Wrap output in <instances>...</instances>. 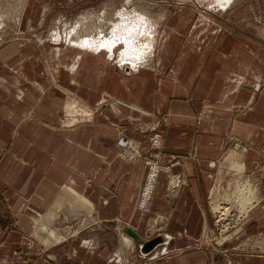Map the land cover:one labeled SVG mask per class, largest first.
I'll return each instance as SVG.
<instances>
[{"label": "crops", "instance_id": "obj_1", "mask_svg": "<svg viewBox=\"0 0 264 264\" xmlns=\"http://www.w3.org/2000/svg\"><path fill=\"white\" fill-rule=\"evenodd\" d=\"M179 20L178 28L166 24L164 36L160 41L156 39L153 70L130 68L120 74L108 64L106 52L71 48L78 54L69 67L75 74L74 89L83 101L96 107L93 121L94 112L91 115L88 111L86 122L75 112L64 119L63 110L70 112V99L66 104V95L52 90L57 99L50 102L53 94L47 96L34 86L43 80H34L26 73L28 58L18 53L16 46L0 53V155L1 141L14 140L9 157L37 156L28 163L31 170L25 186L15 194L16 200L23 199L22 204L28 206L26 211H31L19 216L20 220L31 224L36 221L35 229L39 226L38 230L60 239L49 228L54 219L50 210L56 198L72 192L81 196L75 199L78 204L90 202L94 224L111 223L125 240L119 255L107 248L99 249L93 238L96 230L91 228L89 246L86 241L76 246L89 259L75 260L74 264H146L124 259L136 257L135 252L143 259H159L156 264H264V254L259 253L262 248L257 253L237 244L233 250L224 244L206 249H171L181 237L198 238L211 227L210 189L218 185L225 193V186L234 183L235 166L240 173L264 174V89L260 87L264 86V73H259L264 59L256 38L205 37L213 28L203 32V18L196 21L194 35L187 36L182 28L191 23V10ZM156 44L160 46L157 49ZM103 55L108 59L99 64ZM61 64L66 71V60L61 58ZM65 123L73 127L63 126ZM2 124L8 126V131L1 128ZM154 128L165 130V156H177L181 164L175 168L177 175L172 180L178 188L169 192V177L161 174L152 212L144 214L136 208L145 177L144 159L140 156L135 163L124 160L116 140L123 131L140 141L142 153L148 155V136ZM231 139L247 142L246 148L229 149ZM35 144L41 148H35ZM51 152L57 154V160L51 161ZM226 159L232 165L224 164ZM51 165L56 171H50ZM254 210L250 221L255 225L245 230L251 239L254 234L264 233V207L256 213ZM149 219L169 222L158 234L166 239L150 255H144L123 228L129 225L144 237ZM241 233L237 231L235 236ZM227 241V237L222 240Z\"/></svg>", "mask_w": 264, "mask_h": 264}, {"label": "rangeland", "instance_id": "obj_2", "mask_svg": "<svg viewBox=\"0 0 264 264\" xmlns=\"http://www.w3.org/2000/svg\"><path fill=\"white\" fill-rule=\"evenodd\" d=\"M190 10L192 16L191 23L182 28V30L185 29L187 31V36L194 35V25L196 21L203 18L201 25L202 31L206 32L210 28H213L204 35L205 37L212 38L222 35H233L242 38H256L258 52L264 59V0H235L234 3L225 10L220 8L216 0H0V36L3 39V41H0V53L6 49H13L14 46H16L18 53L21 52L28 58L25 71L27 74L32 75L28 76L32 77L34 80H43L34 86H37L42 92H45L44 94L47 96L49 93H51V95L53 94V97H50V102L57 99L54 97L56 93H52V90H58L62 95L64 93L66 95V104L70 99L68 102L70 105V112L68 109L63 110V112L65 111L64 119L72 116V112H75L76 116H81V119L86 122V120H89V113L87 114L88 111L90 113L94 112L93 115L91 113L93 121L97 109H95V106L90 105L87 100L83 101L81 96L75 91V74L69 71V67L73 64L74 56L78 54L70 51L71 48H65L68 46L67 44H64L65 42L60 41L58 42L60 43L59 45L53 39L54 31L61 33L66 31L69 33L74 29L76 22H89L92 24V27L89 31H81V33L84 34H79L80 36H83L78 40L81 41L82 39H85V34L87 33L92 35H97V33H99L101 35L103 34V36H110L112 29L120 24L123 19H127L142 26V29L139 26L137 30H141L139 38L141 42H144L148 37V32L146 31L148 25L145 23L146 21H149L147 24H153L156 26L154 27V32L156 31L155 37L157 40L159 37L160 41L161 37L164 36V28L166 24L178 28V24L180 23L179 18L186 11ZM121 11H124V13L122 14ZM143 12L146 14L148 20L139 22L138 15ZM103 31H106L108 35ZM200 35H202V33ZM80 36L76 35L75 37ZM157 46H159V44H156V49ZM61 47L63 49L62 56L57 58L56 48ZM125 48L126 43L120 41V43L115 46L114 59L108 60V64L113 66L115 71L120 74L127 73V69L130 70L131 68L128 64V66L122 65V61L119 60L120 53ZM106 50L109 51V49ZM29 53L33 55H30ZM83 55H85V53H83ZM103 56L104 58H102V61L98 60L99 64H102L103 60L108 59L107 57H110V54L108 53L107 57L105 55ZM61 58L66 60V71H64V67H62ZM154 59V55L151 59L146 58L145 62L147 61L146 63L148 64L142 63L143 66H140L141 69L153 70V68H155ZM259 64H262L260 59ZM28 68H32L33 70L31 71V69ZM259 71V73L263 75L264 65H261ZM260 87L261 89H264L263 84H260ZM46 95L45 97H47ZM258 95L260 96V92ZM2 118L4 119V117ZM7 118L10 117L8 116ZM64 125L69 128L73 127L69 126L70 124L68 123L63 124V126ZM1 126L2 129L8 131L7 125L2 124ZM159 129L160 128L152 129L149 135L154 130ZM66 130H68V128ZM162 130L164 132L165 143V130ZM121 134L127 135L123 131H121L120 135ZM129 138L131 137L129 136ZM131 139L135 144V149L139 150L140 156H142L140 158L144 159L145 162V158L152 153L151 147L149 154L144 155L141 151V142L134 138ZM1 142L3 148L1 152L2 154L0 155V264H41V261L44 263L52 262L54 264H74L75 260L83 261L89 259L88 256L82 253L83 249H79V247L76 248V246L84 244V241H86V246H89L91 228L96 230L93 238L96 237L97 248H107L118 255L121 253V247L125 243L121 233H119L118 230L112 229L111 223L94 224L95 219L93 217L94 214L90 202L88 201L87 205L78 204L75 199L77 200L81 196L73 194L72 192H69L70 196H66L62 199L56 198L54 202L55 204L50 210L54 219L50 222L49 228L51 229V232H54L55 234L58 233L61 237L60 239L59 237L57 239L54 236H51L48 232H46V234L45 232L38 230L39 226L35 229L37 226L35 225L36 221H33L31 224L29 220H20L19 216L30 214L31 211H26L28 206L22 204L21 201L23 199L16 200L15 194L22 191V188L25 186L28 173L31 170L28 168V163H30L31 158H33L34 161L37 160V156L9 157L8 154L15 141L7 140ZM54 143L56 144L57 142ZM246 143L247 142L244 141L239 142L238 140L231 139L229 141V149H244L246 148ZM35 148L40 149L41 147L40 145L35 144ZM119 150V154L124 160L131 161L130 156L133 157V153L125 154L120 148ZM163 152L165 154L164 144ZM262 152H264V147ZM50 155L52 156L51 161L58 159L55 152H51ZM165 157H167V155ZM172 157L179 159L181 164V159L179 157ZM140 158L132 160L135 163ZM223 162L226 165H232V162H230L229 159H226ZM53 166L54 165H51L49 167L51 172L53 170L56 171V166ZM83 168L88 169L87 167ZM175 168L171 174L166 172L161 173H165L169 177V192L178 188L177 184L173 186L171 182L173 176L177 175ZM235 168L236 169L232 174L235 176L236 180L234 179V183L225 186V193L220 191L221 195L213 196L212 190L215 187L210 189L209 210L213 219L211 227H208L201 237L195 238L187 235L181 237L177 246H174L175 244H173V248L171 249L185 250L190 248L191 250L197 247L206 249L211 246L219 247L224 244L227 249L233 250L237 244L238 247L241 246L243 250H249L255 253L262 248L260 250L263 251L259 253H262L261 255L264 254V233L259 232V235L257 236L254 234L253 239L245 233V230L249 229V226L255 225L250 221L252 214H254L253 210L255 209L254 212L256 210L259 211L264 207V174H262L263 172L255 175H250L245 172L240 173L239 168L236 166ZM47 169L48 168H45L44 170L47 172ZM146 171L147 169H145V176ZM178 175V177L181 176L180 174ZM244 182L246 183V186ZM16 183H18V187ZM240 189L245 190L241 191ZM243 195L246 196L243 197L244 199L246 198V200L242 198ZM255 199L260 200L256 203L255 208L250 210L246 217H240L241 220H221V216L218 213V209L222 206L221 204H226L228 207L231 205L232 207L230 208V211L233 209V211L235 210L234 212L243 211V213H245V210L249 207L250 201L252 203ZM58 201H61L59 202L61 204H59ZM17 204L19 206H17ZM214 205L216 206L214 207ZM151 212L152 208L149 213ZM58 215L59 219L57 218ZM234 221L238 222V224H236L237 226L233 227L228 233L220 234L221 227L224 223H233ZM168 222L169 221L165 220L153 222V220L149 219L146 221L145 232L147 234L144 235V238L150 240L160 236L158 234L164 232L163 230L168 225ZM31 225L33 226L31 227ZM243 226L244 228L242 230ZM237 231L242 232L241 235L235 236ZM11 234L13 236H11ZM204 236H208L206 239L207 241L203 239ZM230 236H233L234 238L232 237L231 240ZM226 237L228 241L223 243L222 239ZM202 241H204V243ZM234 241L236 242L234 243ZM180 243H183V246ZM257 243L259 245H257ZM74 248H76L77 251L73 252ZM135 254L136 257L129 255L128 258H122L136 262L144 261L146 264H156L157 261H159V259L149 260V257L143 259L141 256H138L137 252H135Z\"/></svg>", "mask_w": 264, "mask_h": 264}, {"label": "bare ground", "instance_id": "obj_3", "mask_svg": "<svg viewBox=\"0 0 264 264\" xmlns=\"http://www.w3.org/2000/svg\"><path fill=\"white\" fill-rule=\"evenodd\" d=\"M235 0H216L217 4L220 6V8H223L224 10L227 9L228 7H230ZM23 2V1H22ZM201 2V1H200ZM129 3V2H128ZM109 9V8H108ZM224 12V11H223ZM121 13L123 14L124 11H121ZM126 14V13H125ZM137 14V13H136ZM96 15V14H95ZM111 16V15H110ZM119 16V15H118ZM138 18L139 22L142 21H146L147 16L146 14L140 13ZM109 17V16H108ZM113 17V15H112ZM92 18V17H91ZM4 19V18H3ZM107 19V18H106ZM133 19V18H132ZM157 19V18H156ZM101 20V19H100ZM149 21L143 22L146 25H148V29H146V31L148 32V37L146 38V40L144 42H141L139 36L141 35L140 31L137 30V28L140 26V28L142 29V26L139 24H135L134 21H129L127 19H123L120 24H118L116 27H114L112 29L111 35L110 36H106L103 34H99L97 33V35H92V34H85V39H82L81 41L80 38H82L83 36H80L79 34L81 33V31H89L90 28L92 27V24H90L89 22H85V21H80V22H76L74 25V29L72 31H70L69 33H67L66 31L64 33L58 32V31H54V40L58 43V42H65L64 44H67L68 46H66L65 48H73V49H77L79 51H84V52H106L107 55L108 53L110 54L109 59L113 60V56H115V46L118 45L120 43V41H124L126 43V48L123 49L120 53V62L122 63V65H129V67H131L134 70H138L140 69L142 63H146L145 60L146 58L151 59V57L153 56L154 53V48H155V42H156V37H155V32H154V27H156L153 24H147ZM110 25V24H108ZM112 25V24H111ZM98 26V25H97ZM101 26V25H100ZM60 27V26H59ZM159 27V26H158ZM105 28V27H104ZM109 29V28H108ZM60 30V29H58ZM82 31V32H83ZM93 31V30H92ZM107 31V30H106ZM106 31H103L104 33H106ZM96 33V32H94ZM146 33V32H145ZM82 34V33H81ZM107 34V33H106ZM80 36V37H75V36ZM84 35V34H82ZM87 35V36H86ZM108 35V34H107ZM143 35V34H142ZM157 36V35H156ZM146 37V36H145ZM52 38V36H51ZM142 38V37H141ZM144 38V37H143ZM42 40V39H41ZM49 40V39H48ZM40 41V40H39ZM122 43V42H121ZM60 45V43H58ZM120 47V46H119ZM61 48H56V56L58 55V53L60 52ZM106 49H109V51H107ZM119 49V48H118ZM121 49V48H120ZM118 56V55H117ZM116 58V57H115ZM116 61V60H115ZM148 64V63H146ZM127 65V66H128ZM143 66V65H142ZM147 67V65H146ZM233 175V174H232ZM235 175V174H234ZM239 177V176H238ZM178 180V179H177ZM236 180V178H235ZM172 182V181H171ZM174 182V181H173ZM240 182V180H239ZM175 183V182H174ZM178 183V182H177ZM243 183V181H242ZM245 183V182H244ZM175 185V184H174ZM173 185V186H174ZM172 186V187H173ZM246 186V183H245ZM180 187V186H179ZM243 187V185H242ZM240 187V188H242ZM171 189V188H170ZM175 189V188H173ZM239 189V188H238ZM222 189L218 188V185L215 186V195L213 196H218L221 195L220 191ZM241 191L245 190V189H240ZM240 192V191H238ZM246 193V192H244ZM243 193V194H244ZM227 195V194H226ZM242 195V194H241ZM232 196V195H231ZM245 195L242 196V198ZM250 196V195H249ZM237 197V196H236ZM246 197V196H245ZM235 198V197H234ZM239 198V197H238ZM251 198V197H250ZM244 199V198H243ZM248 199V198H247ZM238 200V199H237ZM241 200V199H240ZM246 200V198L244 199ZM252 200V199H251ZM236 201V200H235ZM256 201V200H255ZM233 202V201H232ZM213 203V202H212ZM215 203V202H214ZM230 203V202H229ZM240 203V202H238ZM244 203V201H243ZM216 204V203H215ZM242 204V203H241ZM245 204V203H244ZM213 205V204H212ZM219 205V204H218ZM222 205V204H221ZM233 205V203H232ZM248 205V202H247ZM216 205H214L215 207ZM238 206V205H237ZM242 206V205H241ZM246 206V205H244ZM253 206V204H251L247 210H245L244 213V217L247 216V214H249L250 210L252 209L251 207ZM230 207H232L230 205ZM245 209V208H244ZM237 210V209H236ZM235 211V210H234ZM243 218V217H242ZM238 220V219H237ZM241 220V218H240ZM227 221V220H226ZM154 222V221H153ZM224 223V222H223ZM229 223V222H228ZM232 223V222H230ZM236 224L238 223H234L232 226L227 227H234L237 226ZM204 240L207 239V237H203ZM225 238H223L222 240H224ZM207 241V240H206ZM204 243V241H202Z\"/></svg>", "mask_w": 264, "mask_h": 264}, {"label": "built area", "instance_id": "obj_4", "mask_svg": "<svg viewBox=\"0 0 264 264\" xmlns=\"http://www.w3.org/2000/svg\"><path fill=\"white\" fill-rule=\"evenodd\" d=\"M0 41H3L2 37L0 36ZM149 144L152 149V153L145 158L146 163V176L144 181L141 184L140 191L138 194V198L136 201V208L140 212L147 214L150 212L152 208L153 198L156 192L157 185L159 183V178L162 172H166L171 174L174 168L180 164V160L176 159L175 157L167 158L163 152V144H164V132L162 129L154 130L149 135ZM117 144L122 152L125 154L133 153V157L130 156L131 162L136 160L140 157L139 150L135 149V144L129 136L125 134H121L118 138ZM133 159V160H132ZM175 177L173 176L172 180ZM256 200V199H255ZM249 203L255 204L256 201ZM231 207H228L226 204H222V206L218 209V213L221 216V220H234L240 219V217H244L243 211L234 212ZM235 223H224L221 227L220 234L228 233L233 227L227 229V227L232 226ZM236 223H238L236 221ZM235 227V226H234Z\"/></svg>", "mask_w": 264, "mask_h": 264}, {"label": "water", "instance_id": "obj_5", "mask_svg": "<svg viewBox=\"0 0 264 264\" xmlns=\"http://www.w3.org/2000/svg\"><path fill=\"white\" fill-rule=\"evenodd\" d=\"M123 232L130 236L137 244H139L141 252L144 255H150L151 252H153L156 247L166 239V237L158 236L147 240L129 225L123 228Z\"/></svg>", "mask_w": 264, "mask_h": 264}]
</instances>
